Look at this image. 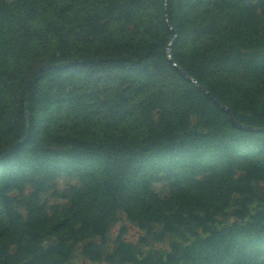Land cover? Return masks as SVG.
I'll list each match as a JSON object with an SVG mask.
<instances>
[{
	"label": "trees",
	"instance_id": "trees-1",
	"mask_svg": "<svg viewBox=\"0 0 264 264\" xmlns=\"http://www.w3.org/2000/svg\"><path fill=\"white\" fill-rule=\"evenodd\" d=\"M171 41L264 126V0H0V264H264V132Z\"/></svg>",
	"mask_w": 264,
	"mask_h": 264
},
{
	"label": "bare ground",
	"instance_id": "bare-ground-1",
	"mask_svg": "<svg viewBox=\"0 0 264 264\" xmlns=\"http://www.w3.org/2000/svg\"><path fill=\"white\" fill-rule=\"evenodd\" d=\"M167 52H168V47H167ZM176 68L177 70L179 69V67L173 62V61H170ZM181 69V68H180ZM182 70V69H181ZM183 71V70H182ZM199 88V87H198ZM216 106H218L221 110H222V107L225 108V110H223L224 112H226L227 114H229V116L231 117V119H235L234 116L232 115V112L229 108H227L226 106L222 105L218 100H216L212 95L211 97L209 98ZM215 101H217L218 103H215ZM222 106V107H221Z\"/></svg>",
	"mask_w": 264,
	"mask_h": 264
},
{
	"label": "water",
	"instance_id": "water-1",
	"mask_svg": "<svg viewBox=\"0 0 264 264\" xmlns=\"http://www.w3.org/2000/svg\"><path fill=\"white\" fill-rule=\"evenodd\" d=\"M182 72V71H181ZM182 74L184 75V76H186L183 72H182ZM208 97L210 98L211 96L210 95H208ZM215 103H218L217 101H215ZM222 107V106H221ZM222 110H225V108L224 107H222ZM232 120V123H233V125L235 126V127H238V128H241V129H246V130H250V131H253V130H255V128H251V127H244V126H242V125H240L238 122H236V121H234V119H231Z\"/></svg>",
	"mask_w": 264,
	"mask_h": 264
},
{
	"label": "rangeland",
	"instance_id": "rangeland-1",
	"mask_svg": "<svg viewBox=\"0 0 264 264\" xmlns=\"http://www.w3.org/2000/svg\"><path fill=\"white\" fill-rule=\"evenodd\" d=\"M234 121H236V120L234 119ZM236 122H237V121H236ZM253 150H255V145H253V147H252V146L249 147V151H253ZM209 211H211V210H209ZM191 213H192L193 215H196V214H197V211H196L195 209H193Z\"/></svg>",
	"mask_w": 264,
	"mask_h": 264
}]
</instances>
